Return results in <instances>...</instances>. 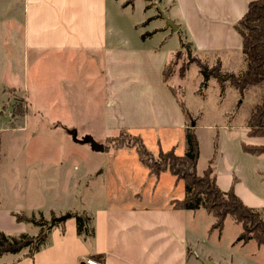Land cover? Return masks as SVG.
<instances>
[{
    "label": "rangeland",
    "instance_id": "1",
    "mask_svg": "<svg viewBox=\"0 0 264 264\" xmlns=\"http://www.w3.org/2000/svg\"><path fill=\"white\" fill-rule=\"evenodd\" d=\"M161 1L163 4V0H108L111 28L108 33L112 36L102 51L123 53L131 47L150 51V57L146 58L149 73L146 70L145 74L150 79L145 94L150 92L152 99L160 102L164 88L169 105L178 115L182 111L178 101L192 114L200 146L198 175L211 167L222 191L227 192L234 185L236 195L264 216V155H249L242 149V143L264 145V139L247 135L249 117L254 106L262 102L264 87H253L242 97L235 88L227 86L222 95L217 81L212 79L203 90V79L194 61L183 79L175 75L171 82H164L159 67L161 63L167 65L181 49V39L190 45L191 57L199 58L202 63L215 65L212 64L215 54L193 51L192 35L187 27H184L187 34L184 28L172 32L154 7V3ZM23 6V0H0V211L24 212L33 221L25 223V233L31 236L46 229L43 222L50 223L54 215L59 218L62 212L70 211L75 215L47 231L42 249L34 259L24 257L25 250L17 255L0 256V264H74L80 251L73 240L78 218L86 220V227L93 230L99 212H170L174 210L171 201L182 199L186 193L184 182L175 186V178L169 172L162 173L160 183H156L157 179L141 164L135 148L116 149L115 145L131 141L121 133L142 138L156 159L160 148L166 152L173 148L177 156L184 155L186 130L164 118L155 119L147 128L107 127L109 104L114 111L125 105L121 100H128L131 90L137 89L131 75L139 77L140 63L139 58L130 54L121 55L119 63L114 65L119 71L118 76L112 77V89L107 86L112 66L106 55L94 53L62 54L59 63H66L75 71L52 66L49 72L38 76L49 81L51 87L47 84L35 87L31 58L24 51ZM174 6L178 9L176 0ZM170 18L180 23L174 12ZM191 57L185 51L184 61ZM52 62L50 57L48 63ZM232 65L237 68L230 67L229 71L236 74L245 69L244 65L241 70V62L237 64L235 59ZM53 94L60 95V104L55 105L58 102L49 99ZM20 104L27 109L24 114L18 113ZM89 137L98 145L110 146L109 150L94 151L85 142ZM184 215L187 264H205L204 258L209 257L211 262L216 260L219 264H264L263 247L257 248L253 241L245 246L237 242L242 227L231 217L226 218L220 232L211 229L215 219L204 207L184 211ZM5 220L0 217V230ZM13 229L7 234L18 235ZM87 247L90 251L95 249L94 237L89 236ZM67 248L72 249L70 254Z\"/></svg>",
    "mask_w": 264,
    "mask_h": 264
},
{
    "label": "crops",
    "instance_id": "2",
    "mask_svg": "<svg viewBox=\"0 0 264 264\" xmlns=\"http://www.w3.org/2000/svg\"><path fill=\"white\" fill-rule=\"evenodd\" d=\"M107 1L23 0L24 51L27 58H31L34 86L41 88L44 87V84H47L49 88L51 87L52 84L49 81L38 79V76L44 74V72H49L52 66H63L67 72L75 71L68 64L59 63L62 54L66 53L71 56L78 53H94L103 57L106 55L109 66H112L107 79V86L112 89L114 84L112 77L118 76L119 71L114 65L119 63L121 55L130 54L132 58H139V77L131 75L132 83L137 86V89L135 91L131 90L128 94V100H121L125 105L118 106L114 111H112L109 104L107 127L147 128L157 118H164L169 120L170 124L185 127L183 112L181 111L180 116L169 105L167 92L163 85L160 102H155L150 92L147 95L145 94L144 88L147 80L150 79V76H145L146 64L149 62L146 58L150 57V51H138L135 47H131L124 49L128 53L112 50L103 53L102 50L106 49L108 40L112 36H109L108 33L111 28L109 27ZM176 1L179 5L178 9L174 6V0H171V3L169 0H163V4L162 1L156 2L154 7L160 11V15L166 21V18L171 20V12H174L181 19L179 20L180 23H176L173 19L172 21L177 25L178 30L184 27L190 30L192 35L190 43L194 45H192L193 51L200 54H215L212 64L220 61L222 69L226 72L234 73V71H229L231 70L230 67L237 68L232 65L234 59L237 64L238 61L241 62V70H243L242 39L235 30L234 25L246 13L249 3L254 0ZM185 32L187 34L186 29ZM186 37L188 38V35ZM50 57H53L51 64L48 63ZM109 66L108 68H110ZM164 66V63H161L160 73L163 71ZM147 72L149 73L148 70ZM111 95L113 97V93ZM112 97L110 100H112ZM58 98H60L59 94L49 96V99L58 102L55 105L61 103ZM66 101L68 100L66 99ZM164 108H167L168 111L163 112ZM156 179V183L159 184L160 177ZM180 182H177L175 178L174 185H180ZM65 214L71 215L70 218L75 215L70 211L62 212L59 217ZM54 216L56 218V215ZM0 217L7 219L4 228L1 227L4 231H1L7 233L15 228V231L19 234L25 233L27 224L18 223L11 212L0 211ZM184 221V210L170 212L149 210L99 212L95 227L90 230V233H85L81 237L78 233L79 224L76 225L77 227L73 231V240L80 249L76 254L74 264H81L82 260L85 258L87 260L94 255L102 256L104 264H187L186 238L188 233ZM88 235L94 237L95 240L93 251H90L87 247ZM251 242L241 244L242 246L251 245ZM256 246L259 248L257 244ZM71 251L72 249H66L69 254ZM204 260L212 261L210 257L204 258ZM213 264L219 263L213 260Z\"/></svg>",
    "mask_w": 264,
    "mask_h": 264
},
{
    "label": "trees",
    "instance_id": "3",
    "mask_svg": "<svg viewBox=\"0 0 264 264\" xmlns=\"http://www.w3.org/2000/svg\"><path fill=\"white\" fill-rule=\"evenodd\" d=\"M234 28L242 39L241 50L245 63V69L239 74L224 71L220 61L210 66L204 62L202 63L197 57H191L190 45L187 46L181 39V49L176 51L170 62L164 66L163 81L169 83L175 75L179 79H183L186 71L191 66L190 63L194 61L203 79L201 86L203 90L208 88V83L212 79L217 81L222 95L227 86L235 88L242 97L253 87H264V0L251 1L246 13L234 25ZM145 36L142 37L145 38ZM184 50L186 56L191 57L188 62L184 61ZM178 61H181V64L179 68H176ZM23 101L26 102L24 99ZM178 103L185 118L187 151L184 155L177 156L174 149L166 152L160 148L158 158L155 159L142 138L127 132H123L121 135L128 136L131 141L114 147L116 149L135 148L141 164L148 169L150 176L158 178L162 173L169 172L176 178L177 182H184L185 196L181 200L172 201L174 210L195 211L204 207L206 212L215 219L211 229L220 232L224 228L226 218L231 217L242 227L237 242L247 244L253 241L259 247L264 248V216L259 211L248 207L236 195L234 185L231 186L229 191H222L213 176L211 167L206 169L202 175H198L197 165L200 157V146L195 131L196 122L184 103L181 101H178ZM24 112H27V109L20 104L18 113L24 114ZM248 136L250 138H264V97L261 103L254 106L249 117ZM117 142L119 141L117 140ZM109 148L110 146H104V151L109 150ZM242 149L246 154L253 156L264 154V145L242 143ZM11 215L15 217L18 223H33L24 212L12 211ZM53 220L50 223L43 222V228H47L42 230L38 236H31L27 233L11 235L0 230V256L6 254L17 255L26 250L24 257L34 258L42 249L43 241L47 238V231L63 224L53 223ZM78 220L79 235L84 236L85 232L90 233V230L86 227V220L80 218ZM91 258L103 262L100 255H94Z\"/></svg>",
    "mask_w": 264,
    "mask_h": 264
},
{
    "label": "water",
    "instance_id": "4",
    "mask_svg": "<svg viewBox=\"0 0 264 264\" xmlns=\"http://www.w3.org/2000/svg\"><path fill=\"white\" fill-rule=\"evenodd\" d=\"M166 19H167L168 25H170V27L172 28L173 31L178 29L177 25H175V23L172 20H170L169 18H166ZM85 142L90 143L92 145V148L94 151H98V152L104 151V146L96 144L95 141L91 137L86 139ZM70 217H71V215L68 214V215L63 216V217L55 218L53 220V223L54 222H64ZM204 263L205 264H213L212 262H209V261L208 262L204 261Z\"/></svg>",
    "mask_w": 264,
    "mask_h": 264
},
{
    "label": "built area",
    "instance_id": "5",
    "mask_svg": "<svg viewBox=\"0 0 264 264\" xmlns=\"http://www.w3.org/2000/svg\"><path fill=\"white\" fill-rule=\"evenodd\" d=\"M86 263H87V264H102V263H99V262H97V261H95V260H92V259H87V260H86Z\"/></svg>",
    "mask_w": 264,
    "mask_h": 264
},
{
    "label": "bare ground",
    "instance_id": "6",
    "mask_svg": "<svg viewBox=\"0 0 264 264\" xmlns=\"http://www.w3.org/2000/svg\"><path fill=\"white\" fill-rule=\"evenodd\" d=\"M88 259L95 260V259H93V258H88ZM95 261H97V260H95ZM97 262L104 264L103 262H100V261H97ZM209 262H210V261H209ZM212 263H213V262H212ZM84 264H87V263H86V261H85V263H84Z\"/></svg>",
    "mask_w": 264,
    "mask_h": 264
}]
</instances>
